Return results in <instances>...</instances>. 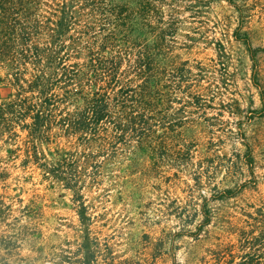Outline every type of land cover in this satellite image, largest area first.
<instances>
[{
  "label": "rangeland",
  "instance_id": "1",
  "mask_svg": "<svg viewBox=\"0 0 264 264\" xmlns=\"http://www.w3.org/2000/svg\"><path fill=\"white\" fill-rule=\"evenodd\" d=\"M195 2L174 50L192 76L164 100L163 126L82 191L97 264H264V0ZM18 133L0 135V261L72 262L80 209L23 163Z\"/></svg>",
  "mask_w": 264,
  "mask_h": 264
},
{
  "label": "trees",
  "instance_id": "2",
  "mask_svg": "<svg viewBox=\"0 0 264 264\" xmlns=\"http://www.w3.org/2000/svg\"><path fill=\"white\" fill-rule=\"evenodd\" d=\"M195 1L0 0V83L11 89L0 135L25 133L23 163L72 192L86 233L74 261L52 264H97L82 191L163 126L164 100L192 76L174 50Z\"/></svg>",
  "mask_w": 264,
  "mask_h": 264
}]
</instances>
